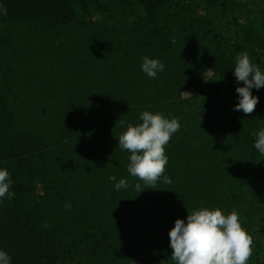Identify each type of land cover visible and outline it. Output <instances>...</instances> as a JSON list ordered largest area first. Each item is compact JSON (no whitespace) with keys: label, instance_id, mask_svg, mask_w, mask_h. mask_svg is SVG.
Here are the masks:
<instances>
[{"label":"rangeland","instance_id":"rangeland-1","mask_svg":"<svg viewBox=\"0 0 264 264\" xmlns=\"http://www.w3.org/2000/svg\"><path fill=\"white\" fill-rule=\"evenodd\" d=\"M220 1L226 6L223 11L198 2L189 9L228 39L224 49L216 48L218 54L234 55L235 64L236 55L247 52L256 64L243 47V27L251 23L264 37V0ZM81 26L36 29L27 22L0 20V92L14 127L44 137L48 162L71 194L61 206L75 203L79 208L93 196L107 205L104 218L113 226L112 238L98 255L72 264H137L157 247L172 250L168 233L176 219L187 222L188 212L202 207L219 208L225 215L235 210L253 238L248 263L261 264L264 156L254 148L252 133L264 128V99L253 88L252 95L258 97L254 112L235 111L236 88L243 82L234 76V98L228 96L233 90L222 85L218 72L191 54L205 43L172 42L169 53L152 57L165 65L153 79L141 70L142 53L130 75L122 66L110 67L107 54L85 46ZM133 26L132 20L126 21L125 32ZM154 107L169 119L179 117L181 125L165 146L164 174L171 183L161 180L156 189L138 193L136 183L146 186L128 172L126 191L110 192L105 177L113 168L105 165L107 147L132 119L128 110ZM0 168L10 171L1 159ZM8 199L6 195L0 207ZM41 202L48 220L57 217L56 211L67 212L55 201Z\"/></svg>","mask_w":264,"mask_h":264},{"label":"trees","instance_id":"trees-1","mask_svg":"<svg viewBox=\"0 0 264 264\" xmlns=\"http://www.w3.org/2000/svg\"><path fill=\"white\" fill-rule=\"evenodd\" d=\"M193 2L201 3L206 9H226L220 0H0V20L27 22L36 29L82 25L85 46L91 45L107 54L110 67L122 66L127 75L136 69L135 58L140 53L149 58L169 53L168 46L175 40L205 43L199 50L190 48L191 54L218 72L222 85L233 90L228 96L234 98V55L218 54L216 50L224 49L228 39L215 32L208 19L190 11ZM92 15L98 18L93 19ZM128 20L134 24L130 33L124 28ZM251 25L243 27L246 42L243 47L264 71V37ZM254 91L264 99V87ZM4 95L0 92V159L8 165L13 181L9 191L15 195L0 207V250L11 256V264H72L98 255L113 236V226L104 218L107 205L93 196L87 205L78 208L71 203L70 211L65 208L67 212L56 211L57 217L45 218L47 212L41 200L55 201L57 208L64 209L61 204L71 194L65 192V183L48 162L44 137L14 127L12 116L4 107ZM235 95L233 108L239 103V94L235 92ZM144 111L155 113L156 109L144 108L132 113L128 110L132 119L127 124L142 123L140 114ZM127 124L123 123V132ZM119 136L107 147L105 165L113 168L105 177L110 192H116L115 184L119 180L128 181L126 164L131 153L120 149ZM112 176L116 177L115 181L110 179ZM259 229L263 233L264 218ZM172 251L157 247L137 264H174Z\"/></svg>","mask_w":264,"mask_h":264},{"label":"clouds","instance_id":"clouds-1","mask_svg":"<svg viewBox=\"0 0 264 264\" xmlns=\"http://www.w3.org/2000/svg\"><path fill=\"white\" fill-rule=\"evenodd\" d=\"M164 68V63L159 59L148 56L142 58L141 70L150 78L155 79ZM234 76L237 82H243L242 87L236 88L239 103L234 110L253 113L258 97L253 96L251 90L264 87V71L251 62L247 52H241L235 57ZM140 120L142 123L135 126L127 124L126 131L118 138L120 149L131 153L127 171L146 186L142 189L141 184L136 183L134 187L138 193L146 188L156 189L157 182L161 180L164 184L171 183L164 174L168 163L165 146L181 128L179 117L172 116L169 119L159 112L144 111L140 114ZM117 122L123 123L122 119ZM252 135L256 137L254 148L264 156V128L254 131ZM110 179L115 181L116 177ZM12 184L9 171L0 168V201L6 195L9 199L15 195L9 191ZM128 187L129 183L125 179L115 184L116 190ZM65 208L70 211L71 204L66 203ZM168 235L173 250L171 259L175 264H247L253 251V238L242 227L235 210L227 215L219 208L193 210L188 212L187 222L176 219ZM11 259L6 251L0 250V264H11Z\"/></svg>","mask_w":264,"mask_h":264}]
</instances>
